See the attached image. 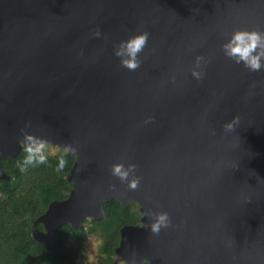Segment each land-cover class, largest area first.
Wrapping results in <instances>:
<instances>
[{
  "label": "water",
  "instance_id": "water-1",
  "mask_svg": "<svg viewBox=\"0 0 264 264\" xmlns=\"http://www.w3.org/2000/svg\"><path fill=\"white\" fill-rule=\"evenodd\" d=\"M237 29L264 32V0H0V163L22 129L75 149L67 197L30 238L56 242L115 199L142 216L119 228L110 264H264V68L224 55ZM137 32L129 70L113 49ZM117 162L135 165V188ZM157 212L168 223L152 232Z\"/></svg>",
  "mask_w": 264,
  "mask_h": 264
},
{
  "label": "trees",
  "instance_id": "trees-1",
  "mask_svg": "<svg viewBox=\"0 0 264 264\" xmlns=\"http://www.w3.org/2000/svg\"><path fill=\"white\" fill-rule=\"evenodd\" d=\"M46 154L45 163L28 166L24 171L18 167L25 155L23 146L16 156L1 160L9 178H0V264H76L81 243L90 234L102 239L97 264H109L119 242V228L139 222L140 213L133 203L123 206L115 199L104 202L107 217L86 219L77 228L64 223L56 231V242L42 243L30 238L32 221L51 200L67 197L71 188L66 176L74 157L64 149ZM61 154L66 163L57 170V157ZM37 227L42 229L40 223Z\"/></svg>",
  "mask_w": 264,
  "mask_h": 264
},
{
  "label": "clouds",
  "instance_id": "clouds-1",
  "mask_svg": "<svg viewBox=\"0 0 264 264\" xmlns=\"http://www.w3.org/2000/svg\"><path fill=\"white\" fill-rule=\"evenodd\" d=\"M94 35H99V30H95ZM147 32H137L129 35L125 39L118 41L113 49V54L118 57L122 66L129 70L135 69L139 66L138 53L142 51L147 41ZM221 49L225 56L232 59L235 63H242L250 70H260L264 68V32L255 29H237L234 30L228 39L221 44ZM201 57L195 58V63L199 66ZM192 75L200 80L202 73L193 69ZM239 116L234 115L230 121L225 122L224 127L232 129L234 124L239 122ZM23 151L25 153L18 167L24 171L28 166H35L43 164L47 161V141L31 132L21 130ZM64 152L67 153L75 149L71 145H64ZM66 160L64 155L61 154L57 157V170L63 169ZM135 165L128 163L127 166L123 163H114L111 168V174L116 176L121 181L127 180L129 187L135 188L139 182L138 177L135 175L130 176L134 170ZM168 223V216L165 212L155 213V218L150 225L152 232H158L162 226Z\"/></svg>",
  "mask_w": 264,
  "mask_h": 264
},
{
  "label": "rangeland",
  "instance_id": "rangeland-1",
  "mask_svg": "<svg viewBox=\"0 0 264 264\" xmlns=\"http://www.w3.org/2000/svg\"><path fill=\"white\" fill-rule=\"evenodd\" d=\"M59 149L57 146L47 143L46 153H56ZM120 235V234H119ZM102 239L90 234L82 243L78 251L76 264H97ZM103 254V253H101ZM114 258V257H113Z\"/></svg>",
  "mask_w": 264,
  "mask_h": 264
},
{
  "label": "flooded vegetation",
  "instance_id": "flooded-vegetation-1",
  "mask_svg": "<svg viewBox=\"0 0 264 264\" xmlns=\"http://www.w3.org/2000/svg\"><path fill=\"white\" fill-rule=\"evenodd\" d=\"M131 203H133V204H135L136 206H137V209H138V211H139V213H140V216H139V222L138 223H132V225H135V224H141V221H140V218H141V216H142V212H140V210H139V206H138V204L136 203V202H130V203H128V204H131ZM131 224V223H130ZM119 238H120V235H119ZM119 243V242H118ZM118 245V244H117ZM116 254H115V252H114V258L112 259V261L110 262V263H112L115 259H116ZM109 263V264H110ZM129 264V263H127V262H125V261H121V260H118V264ZM140 264H147V261H144V262H142V263H140Z\"/></svg>",
  "mask_w": 264,
  "mask_h": 264
}]
</instances>
